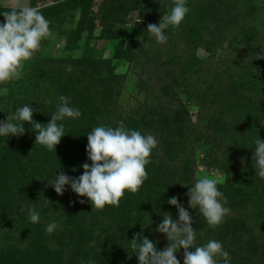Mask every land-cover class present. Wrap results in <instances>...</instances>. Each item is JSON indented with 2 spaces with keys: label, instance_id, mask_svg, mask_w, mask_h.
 <instances>
[{
  "label": "trees",
  "instance_id": "trees-1",
  "mask_svg": "<svg viewBox=\"0 0 264 264\" xmlns=\"http://www.w3.org/2000/svg\"><path fill=\"white\" fill-rule=\"evenodd\" d=\"M91 1L54 0L40 11L52 23L53 20L65 19L61 13L66 10H79L81 16L75 30L79 33L83 31L85 22L88 21L90 34L97 18L104 30L111 31V24L124 23L129 11L149 5L152 8L149 20L156 24L174 6L172 0H104L99 11L93 13ZM254 2L255 0H186L189 12L178 29L170 26L164 30L168 37L166 44L157 43L153 36H150L147 48L134 43L132 49L136 48L145 58L139 61L138 55L130 54L131 58L127 62L131 64L137 61L143 66L141 68L145 67L143 71L146 72L145 77L144 73L139 72L138 83L145 91L146 100L139 104L137 113L143 116L152 111L156 114L158 120L154 119L153 123L146 120L144 126L151 130L152 135L154 133L158 137L159 142H163L166 158H150L151 162L146 165L147 179L137 193L126 191L118 207L105 206L103 210H92L91 202L82 197L77 200L76 204L79 206L75 204L73 211L69 209L67 199L64 201L53 198L54 188L49 183L61 172L66 175V168L55 158L51 159L58 155V151H49L42 145L29 143V138L36 133L31 124H24L25 133L22 136H10L9 145L2 143L3 137H0V234L9 243V238L18 233L19 240L15 245L20 251L21 259L27 264H139L136 252L130 247V240L136 234L142 233L155 243L157 250L162 251L168 240L156 228L165 213H171L173 219L178 220V209L168 203L171 197L176 196L192 216L196 246H202L209 240H217L222 243L223 249L226 247L229 263L243 264L259 254L255 263L264 264V179L255 174V161L252 159L255 147L248 148L242 145L244 143H237L233 140L235 135L230 136V133H225L226 128L221 129L213 124V121L222 119L224 113L219 108H213L214 101L223 96L222 91L214 92L211 98L212 94L208 91H187L193 85L186 82L187 80L182 85V91H187L201 105V119L206 122L201 124L188 118L189 114L177 100V95L171 98L166 96L168 92L164 90L165 79L171 78L172 82L178 80L177 71L182 68L183 60H192V51L182 42V36L185 35L188 39L194 30L196 33L204 32L206 17L217 12L218 19L225 23L217 28L221 32L222 40L238 41L242 37L250 43L244 49L233 50L237 55L235 60L226 59L228 68L235 67L231 72L227 70L226 76L231 81L235 79L240 90L236 89L243 91L242 102L250 115L247 125L255 123V127L259 129L257 132H264V59H256V54L264 56V34L243 30L250 21L264 22ZM33 4L34 7L35 0ZM205 35L200 34L199 39H203L204 47L210 48ZM249 48L253 51H247ZM127 52L128 48H123L119 56ZM40 54L39 51L38 55ZM173 62L177 65H173L174 70L171 71L168 66ZM37 64L36 70L30 74L31 77L24 82L32 90V96L16 101L15 104L16 108L27 104L36 109L33 115L36 122L47 124L51 114L57 110L59 97L63 95L69 98L70 107L81 112L79 118H65L57 122L64 125V136L89 132L94 126L100 125L115 128L118 121H123L129 129L136 125L133 130L141 131L143 124L132 112L131 121L123 119V113L117 104L123 77L120 79V75L115 72L111 59L96 60L91 56L76 59L41 58L40 61L37 60ZM187 64L198 67L196 60L188 61ZM68 66H71L70 72L66 70ZM134 66L136 67L135 63ZM150 68L152 70L149 71ZM154 71L161 73L157 79L152 74ZM183 73L180 75H185ZM216 80L221 82L219 77ZM172 93L173 90L168 95ZM152 117L150 115L148 118ZM194 139L211 144L210 154L225 176V180L217 186L227 197L228 203L225 207L230 208V214L225 216L215 230L188 204L187 192L196 180L195 169L190 161ZM185 157L187 160L183 165L180 160L183 161ZM64 193L67 194L66 189ZM45 199L50 202L46 203ZM19 200L34 206L41 216L40 219L56 217V211L59 210L55 207L65 203L63 211H59L58 224L56 222L59 229H55L49 236L44 232L48 223L35 224L38 235L41 234L39 238L35 236L32 227L26 225V217L18 218L21 214L17 204ZM81 200L85 202L80 203ZM230 232L238 234L240 247H232ZM245 232L247 236L244 235ZM44 233L47 236L44 237ZM255 234L261 237L262 245L260 243L259 246L263 248V253L256 251L248 255ZM183 251L181 248L176 253L180 264H183ZM220 264H223L222 260Z\"/></svg>",
  "mask_w": 264,
  "mask_h": 264
},
{
  "label": "rangeland",
  "instance_id": "rangeland-1",
  "mask_svg": "<svg viewBox=\"0 0 264 264\" xmlns=\"http://www.w3.org/2000/svg\"><path fill=\"white\" fill-rule=\"evenodd\" d=\"M29 2L31 6L34 5L33 0H29ZM53 2L54 0H35L36 4L34 7H38L41 10L44 6L51 5ZM103 2L104 0H92L91 11L93 13H97ZM254 4L258 9L260 18L264 20V0H255ZM6 5L10 7V0H0V12L8 10V7H6ZM151 13L152 8L149 5L143 6L138 10H131L127 13L124 23L117 22L111 24L113 28V30L111 31L104 30L100 24L99 19L97 18L95 19V25L91 33L89 34L88 21L85 22V29L83 31L79 33V31L75 30L81 16L79 10L73 12L66 10L62 12L61 14L64 15L62 17H64L65 19L61 18L60 21L53 20L52 23L50 22V30L52 32V36L42 41L40 50L41 54L38 55V53H36L30 61L25 63L22 78L19 80H12L7 83H0V121H6L8 115L15 113L17 109L15 106V104L17 103L16 101H19L21 99L25 100L27 99V97L32 96V90L28 89V85H24V82L26 79H29L28 77L30 76L31 72L36 70V67L38 66L37 60L40 61L41 58L66 57L76 59L82 58L84 56H91L96 60L111 59L113 61L115 72L120 75V79L121 77H123V81L121 82L119 90V96L117 97V104L119 109L123 113V119L131 121L130 113L132 112L136 116L135 118H139V122L143 124L140 131L141 134H151V130L144 126V122L147 120L151 121L150 123H153L154 119L155 121H157L158 119L156 114L152 113V111L151 113H146L147 115L143 116L140 113H137L139 104L144 103L146 100L145 91L138 83V77L140 76L139 72L144 73L143 70H145V67L141 68L143 66L138 64L137 61H133L131 62V64H128L127 62V59L131 58L130 54L138 55L140 58L139 61L145 58L141 52H138L136 48L135 50H133L132 48L134 43L136 42L140 46H144V48H147L149 46L151 35L147 32V25L151 23L149 20ZM218 16L219 14L217 12H213L208 16L209 18L206 17V20L204 22V32L196 33L194 30V33L190 34V36H188V39H186L185 35L182 36V42H184L191 49L194 59L192 57L190 58L192 60H183V63L181 65L182 68L178 69L177 71V79L179 81L175 80L174 78L175 81L172 82L173 79L171 80V78H166L164 81L166 84L164 90L167 91L168 94L171 93V90H173L172 95L167 94L166 96H171V98H173L175 95H177V100L180 101L181 105L184 107V110H186L189 114L188 118L194 123L201 124H206L205 120L201 119V105L196 103L195 97H192L187 93V91H190L191 93L195 92V90L201 93L204 91H208L212 94L211 98L213 97L214 92L222 91L223 96L217 99L216 102L214 101L213 108H219L218 110H222L224 113L222 119L218 120L217 122L213 121V124L221 129L226 128L227 130L224 131H227L225 132L227 134L230 133V136L235 135V138L233 140L237 143H244L242 144L243 146L252 148L255 147L254 141L256 138H258V136H260V138L264 140V132H257L259 129L255 127V123L247 125V119L250 117V115L249 113H247L248 110L242 102L243 96L241 92L243 91H239V83L237 84L235 79L231 81V78L226 76V74H228L227 70L231 72V69H235V67L228 68L229 63L225 62L227 58L231 60L236 59L237 55H235V52L233 50H238L241 48L244 49L246 48V45H250V43L244 40L242 37L239 38L238 41L229 39L222 40V38H220L221 32L217 28L223 26V24L225 23L221 19H218ZM256 16H258V14H256ZM212 19H214L216 23ZM3 22L4 17L0 15V23ZM243 30L258 31L259 35H263L264 22L253 23L250 21V23L248 22L247 26L244 27ZM200 34H206L205 40H208L207 45L210 48L203 46V39H201V41L199 39ZM253 46L254 45H252V47ZM122 47H127L128 52L127 54L119 56V54H121L123 51ZM250 50L253 51L252 48H249L247 51ZM172 57H174V55ZM193 60H196V62H198V67H195V65L191 66L192 63L187 64L188 61ZM134 63L136 67L134 66ZM132 65L133 67L131 68ZM173 65H177V63H170V65L168 66L169 70H174ZM150 70H152V68H150L149 71ZM197 70L201 72L196 73ZM182 72H184L183 74L185 75H180V73ZM152 74H154L157 79L159 77V74L161 73H155L154 71L152 72ZM145 76L146 72L144 73V77ZM218 77L221 79V82L216 80ZM185 81L188 83L190 82V84L193 85H191L186 92H183L182 90H184V88H182V85L186 83ZM210 84L212 86H210ZM236 88H238L239 90H237ZM157 93L158 95H160L159 91ZM150 115H153L151 119L148 118ZM137 122L138 121H135V123ZM94 127L91 129V131L94 129ZM135 127L136 125H133L132 129H136ZM89 132H77L73 135L70 134L63 136L60 144L57 145L56 148V151L59 152L58 155L51 157V159L55 158L64 168H66L65 172L69 177L78 178L83 173L82 165L84 163H88L89 165H91L86 152V146L88 143L87 135L89 134ZM202 133L203 132H201V134ZM220 134L222 135V133ZM153 135L155 136L154 133ZM10 136H0L3 137V141L1 140V142L9 145L11 143ZM35 136L36 133L29 138V143L31 145L35 144ZM155 138L157 139L158 144L157 147L153 149L150 158L157 157L159 159L162 158L163 160L166 158L165 150L163 148V142H159L157 136H155ZM196 140H193L194 150L193 155H191L190 158V161L193 163H191L192 167L195 169V177L198 178L200 176L209 175L217 179L218 183L223 182L225 180L224 173L219 170L217 164H215L214 158L210 154L211 144L209 143L207 145L206 143H203V140L201 139H199L198 141ZM36 145L41 146L39 144ZM186 160L187 157H185L183 161H180L183 162L182 164L184 165V162ZM65 189L67 190V194L64 193L63 195H58L55 190H53V198L59 200L63 199L64 201H66L67 199V203L70 204L68 206L69 209L75 211L76 205L79 206V204H76V202L79 198L82 197L75 194L71 190L70 186H65ZM17 204H19L18 208H20L21 211V214L18 216V218L20 216L21 218L26 217V225L32 227L33 234L38 238L41 236V234L38 235L39 232L36 231V225L42 222L44 223V225L45 222L49 224L55 221L56 223L57 219L59 218V211H63V208L65 206V203L61 205L58 204L55 207L59 210L56 211V217L51 216L49 219L47 217L45 218L46 220L43 218L39 219V222L35 225L31 223L29 219V210L35 207H32L28 203L20 200L17 202ZM25 226L22 227L25 228ZM59 226H62L61 223L59 224ZM56 229L58 230L59 228L56 227ZM44 232L47 233L46 230H44ZM259 232H261L260 229ZM45 233L43 234L44 237L53 234L47 233L46 235ZM15 234L16 233H14V235L12 236L13 238H9V243H6L5 241L7 238H5L3 234H0V264H27L26 261L21 259L20 251L18 250L17 245H15L19 240L18 233L16 235ZM233 235L235 236V238ZM244 235L247 236L248 234L245 232ZM15 236L16 238L14 239ZM255 237L258 238V240H256ZM229 239L231 240L232 247L238 248L241 246V240H239L240 237H238V234H233L232 232H230ZM260 243L261 237L255 234L253 244L249 246L250 249L248 250V255H250L251 253H255L256 251H259L260 254L263 253V248L259 246ZM224 250H226V247H224ZM232 255L233 254H231L230 256L232 257ZM258 257L259 254H255V257L253 256L251 260L244 261L243 264H257L255 263V261L256 259L258 260Z\"/></svg>",
  "mask_w": 264,
  "mask_h": 264
},
{
  "label": "clouds",
  "instance_id": "clouds-1",
  "mask_svg": "<svg viewBox=\"0 0 264 264\" xmlns=\"http://www.w3.org/2000/svg\"><path fill=\"white\" fill-rule=\"evenodd\" d=\"M172 2L174 6L168 14L162 15L160 22L147 25V32L159 44L167 43L164 30L170 26L178 29L189 12L186 0ZM0 15L4 17V22L0 23V83H7L22 78L25 63L41 50L42 41L50 38L52 32L50 21L38 7L31 6L29 0H10V7ZM256 55V59H264V56ZM66 70L70 72L71 66ZM59 101L47 124L33 119L36 109L30 105L17 108L14 114L7 116L6 121H0V136H22L25 133L24 124L28 123L36 132L35 144L56 152L65 135L64 125L57 122L81 116L79 109L69 106L68 97L61 95ZM117 125L115 128L100 125L89 132L86 152L91 165L84 163L83 173L78 178L63 172L56 175L49 184L58 195H63L65 186H70L75 194L91 202L92 210H103L105 206L118 207L126 191L132 194L139 191L147 179L146 165L151 162L150 157L158 141L151 134L142 135L138 130L125 127L123 121H118ZM254 143L252 159L255 161V174L264 179V140L258 136ZM217 185L218 180L212 176H200L187 192L189 207L197 210L213 230L230 214V208L225 207L227 197ZM168 203L178 209V220L173 219L171 213H165L156 228L168 240L162 251L157 250L155 243L142 233L130 240V247L136 252L139 264H180L176 253L181 248L184 250L183 264H220L221 260L223 264H229V254L221 242L209 240L202 246L195 245L192 216L180 204L178 197H171ZM29 219L33 224L39 222L40 215L35 208L29 210ZM56 227L53 221L45 230L51 234Z\"/></svg>",
  "mask_w": 264,
  "mask_h": 264
}]
</instances>
